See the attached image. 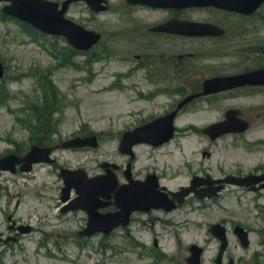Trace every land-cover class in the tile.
Returning a JSON list of instances; mask_svg holds the SVG:
<instances>
[{"label":"rangeland","instance_id":"obj_1","mask_svg":"<svg viewBox=\"0 0 264 264\" xmlns=\"http://www.w3.org/2000/svg\"><path fill=\"white\" fill-rule=\"evenodd\" d=\"M118 1L111 0L115 6ZM4 5L5 2L0 3V60L5 66V75L0 80V158L13 151L21 155L44 136L33 129L38 123L32 117L33 107L42 106L45 95L55 98L56 113L50 123L51 130L58 132L53 137L55 141L92 133L99 136L100 146L59 150L55 154L58 166L37 164L31 173H2L0 264H188L192 244L205 249L201 264H215L220 242L209 232L215 223L228 228L229 247L223 264L230 259L234 264H264V190L256 193L229 186L211 200L191 195L176 210L140 213L129 228L118 229L108 236H80L78 231L86 214L61 211L63 181L59 166L84 168L89 175H96L101 173L99 164L105 160L126 164L131 160L119 152V141L123 132L143 123L151 114L139 112L147 109L160 114L165 109L162 104H176L181 97L178 92H164L151 101L144 100L140 92L154 89L157 93L161 89L123 88L112 83L113 73L126 70L127 62L116 54L106 56L108 36L92 53L71 52L65 38L35 35L21 21L3 15ZM67 15L84 25L90 18L83 1L73 4ZM117 16L106 14L94 24L98 29L109 28ZM248 21L253 60L257 51V58L264 60L261 56L264 5ZM118 41L120 49L134 46L125 38ZM227 60L230 67L237 63L236 55L228 56ZM116 93L122 96L121 100L112 96ZM227 103L259 107L261 117L252 119L254 126L243 137L225 135L212 141L202 133V128L222 120ZM189 108L181 121H175L180 127L171 142L160 148L147 144L135 147L133 163L137 173L143 176L154 170L162 175V184L177 191L190 184L194 174L209 173L216 178L264 166V94L252 98L243 94L226 101L219 96L214 102L201 101ZM212 108L214 116L198 115ZM49 133L46 138L51 139ZM190 134L197 139L189 140ZM259 138L261 145L248 146V141ZM205 150L212 155L204 157ZM28 224L32 230L21 233L18 227ZM236 224L250 230L249 247L245 248L234 233ZM10 236L16 237V241L6 243L4 240Z\"/></svg>","mask_w":264,"mask_h":264},{"label":"flooded vegetation","instance_id":"obj_2","mask_svg":"<svg viewBox=\"0 0 264 264\" xmlns=\"http://www.w3.org/2000/svg\"><path fill=\"white\" fill-rule=\"evenodd\" d=\"M107 2V10L103 12H95L89 7L90 18L86 26L100 31L103 35L102 42L108 36L106 56L116 54L127 62V69L115 74L114 82L125 88L157 87L161 89L160 93H169L171 89H191L190 92L179 91L181 98L176 104L173 102L162 104L161 106L165 109L160 114H154L147 109L141 110L139 113L143 115L146 112V115L148 112L151 113L143 123L155 120L174 110L187 95L200 94L208 79L264 68V60L257 58L258 51L254 53L256 60H253L252 37L248 35V20L254 14L245 15L219 7L202 5H151L119 0L115 6L111 0ZM109 13H117V21L112 22L109 28H96L94 22ZM121 38L132 41L134 46L131 49L118 48L117 45L121 44L118 40ZM230 55H236L237 61V63L233 62L231 67L227 60ZM261 56L264 57L262 49ZM226 94L230 97L225 96ZM232 94L236 97H241L242 94H247L250 98L260 96L264 94V85H247L206 97L197 96L186 104L178 115L188 112L189 107L205 101V98H217L221 95L222 100L226 101L234 97ZM239 104L227 106L224 110L225 114L228 110L234 109L238 117L248 120L250 126H253L252 119L261 117V112L257 111L259 107L246 108ZM234 135L241 136V134ZM114 163L117 164L115 172L119 186L128 182L126 170L128 164L131 165L132 176L136 179H145L149 173H152L148 171L141 176L135 170L133 161H128L126 164ZM50 164L57 165V160L54 158ZM153 173H155L154 170ZM234 173L236 176L243 177L264 176V166L259 165L247 172L237 170ZM228 174L226 173L223 177ZM158 176L160 180L163 178L160 174ZM261 184L264 185V182ZM109 195L111 197L103 201L102 212L116 210L113 193ZM135 215V213L132 214L131 222L127 227L134 222ZM85 223L86 219L82 225L84 226Z\"/></svg>","mask_w":264,"mask_h":264},{"label":"water","instance_id":"obj_3","mask_svg":"<svg viewBox=\"0 0 264 264\" xmlns=\"http://www.w3.org/2000/svg\"><path fill=\"white\" fill-rule=\"evenodd\" d=\"M11 1L12 4L3 8V11L7 14L14 15L20 19H23L38 29L50 33L64 35L68 41L79 49H90L99 39L100 34L94 31L86 30L82 25L75 23L74 21L65 17L68 5L77 0H67L63 3V7L59 9V4L50 0H0ZM92 8L96 11L103 9L101 6L105 0H86ZM147 3H154L160 5L163 3H177L179 5H218L220 7L228 8L241 13H253L263 3L264 0H137ZM262 74H247L236 77L235 79H223L218 80L217 84L234 83L230 84L239 85L248 82H264V71H260ZM4 75V68L0 63V78ZM229 86H211L208 85L206 93L212 91H219ZM175 112L162 117L154 122L139 127L131 132L124 134L120 144V150L127 154H133V145L139 142H148L154 145L162 144L169 141L175 131L174 127ZM232 119L228 118L227 121L213 124L204 129L205 133L210 134L212 139L216 137L232 132L236 130L235 125L232 124ZM239 130H245L246 126L242 124ZM84 146H98V140L96 136L89 138H74L61 144V147L73 148ZM53 148H40L34 146L32 150L25 157H18L15 154L8 155L0 159V174L2 170H11L16 172V166L22 164L20 169L22 171H28L32 168L33 163L41 161H49V154ZM108 164H104L107 166ZM61 175L65 179V188L63 189V199H68V194L72 187H75L79 196L73 201L72 207L74 209L83 208L87 210L89 214L88 227L82 232L84 235H93L97 232H104L109 234L115 227L121 223L126 225L129 223V217L134 210L148 211L153 207H165L170 210L176 207L174 201L169 199L164 193L157 190L158 183L155 176H150L146 181H130V184L124 185L120 188L117 187V181L114 178V174L109 171L108 174L88 177L83 170H63ZM229 182L237 183L240 185H247L249 177L245 179L228 178L218 181H203L195 177L192 181L191 187L182 188L179 192H173V197L178 202H183L184 198L190 194L192 190L196 191L200 198L212 197L217 195L223 186L213 187L212 183L216 182ZM207 183L209 187L204 190H197L196 187ZM109 191H115L116 201L118 207L121 210L114 213L101 214L98 212L99 204L96 203L101 196L105 197ZM29 231L30 228L22 229ZM210 230L216 235L222 242L220 252L218 254L216 263L221 264L223 253L228 245L227 229L222 224L213 225ZM238 236L240 237L244 246L249 245L248 232L240 226L235 228ZM192 256L188 262L190 264H200L201 254L203 249L197 245L191 246ZM232 264V262L230 263Z\"/></svg>","mask_w":264,"mask_h":264},{"label":"trees","instance_id":"obj_4","mask_svg":"<svg viewBox=\"0 0 264 264\" xmlns=\"http://www.w3.org/2000/svg\"><path fill=\"white\" fill-rule=\"evenodd\" d=\"M71 52H73V50ZM45 97L46 98H44V102H43L42 106L36 105L35 108L33 107L34 113L36 115H38L37 120L42 125H44V123L46 124V122H50V119L52 118V114H53L54 109H55L54 99L52 97L46 96V95H45ZM38 132H41L40 127H39ZM45 139H46V136H43L37 140V143L40 145L48 144L45 141Z\"/></svg>","mask_w":264,"mask_h":264},{"label":"bare ground","instance_id":"obj_5","mask_svg":"<svg viewBox=\"0 0 264 264\" xmlns=\"http://www.w3.org/2000/svg\"><path fill=\"white\" fill-rule=\"evenodd\" d=\"M113 97H117L118 99H122V96L121 95H119V94H113L112 95ZM202 113H205V114H207V115H209V116H214V111H213V109H209V110H207V111H203V112H200V113H198V115H201ZM179 121H181V117L179 118ZM189 140H196L197 138H196V135L195 134H190L189 135ZM54 217V216H53Z\"/></svg>","mask_w":264,"mask_h":264}]
</instances>
